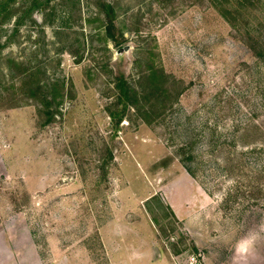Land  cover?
<instances>
[{
  "label": "rangeland",
  "instance_id": "374dc122",
  "mask_svg": "<svg viewBox=\"0 0 264 264\" xmlns=\"http://www.w3.org/2000/svg\"><path fill=\"white\" fill-rule=\"evenodd\" d=\"M262 147L264 0H0V264H264Z\"/></svg>",
  "mask_w": 264,
  "mask_h": 264
},
{
  "label": "trees",
  "instance_id": "16d2710c",
  "mask_svg": "<svg viewBox=\"0 0 264 264\" xmlns=\"http://www.w3.org/2000/svg\"><path fill=\"white\" fill-rule=\"evenodd\" d=\"M101 9L105 12L106 16L109 19L108 23H106L105 25V29L109 33L111 31V28L115 27L116 9L114 4L108 1L103 2ZM17 23H22V19H18ZM168 76L169 75L164 70L152 67L150 68L149 72L146 73L145 77L147 79H150L154 83V90L160 92L161 94H166L167 96H169L173 93V90L171 86L167 83ZM52 84L58 85L59 83L58 81H56ZM116 85L118 89V101L116 107L114 109L109 110L113 127L115 129L119 128L121 122L126 118L130 110L134 111L138 116L142 117L146 122L149 123L159 117L162 114L161 111L165 110L166 107H168L169 105L173 107L175 105L174 103H172V101L167 100L171 103L168 104L166 100H163L164 102L160 104L161 106H158V102H160L159 99H152L147 89L139 90L136 87L132 86V84L124 76H120L117 78ZM40 88L41 87H38L36 89L37 92H35V95L41 90ZM46 99L47 96L44 97L45 102H43V104L44 106L49 108L50 101ZM50 115H52V113ZM195 146L196 143L191 141L190 143L180 148L181 151H183L184 153V150H187V155H184L182 159L187 165L188 171L192 175H195V171L193 169L192 164L194 162V159L196 158ZM260 150H264V147L260 148ZM152 198H157V195H154ZM154 221L157 222V219L154 218Z\"/></svg>",
  "mask_w": 264,
  "mask_h": 264
},
{
  "label": "built area",
  "instance_id": "2783aa9c",
  "mask_svg": "<svg viewBox=\"0 0 264 264\" xmlns=\"http://www.w3.org/2000/svg\"><path fill=\"white\" fill-rule=\"evenodd\" d=\"M191 264H197V260H196L195 257H192V259H191Z\"/></svg>",
  "mask_w": 264,
  "mask_h": 264
},
{
  "label": "water",
  "instance_id": "95a60500",
  "mask_svg": "<svg viewBox=\"0 0 264 264\" xmlns=\"http://www.w3.org/2000/svg\"><path fill=\"white\" fill-rule=\"evenodd\" d=\"M122 50H127L128 49V46H124L121 48Z\"/></svg>",
  "mask_w": 264,
  "mask_h": 264
},
{
  "label": "crops",
  "instance_id": "0c3cea01",
  "mask_svg": "<svg viewBox=\"0 0 264 264\" xmlns=\"http://www.w3.org/2000/svg\"><path fill=\"white\" fill-rule=\"evenodd\" d=\"M9 243H10L11 246L13 245V241L12 240H10Z\"/></svg>",
  "mask_w": 264,
  "mask_h": 264
}]
</instances>
